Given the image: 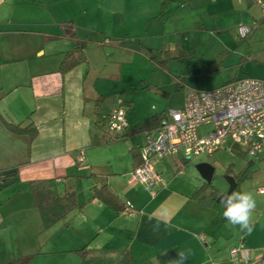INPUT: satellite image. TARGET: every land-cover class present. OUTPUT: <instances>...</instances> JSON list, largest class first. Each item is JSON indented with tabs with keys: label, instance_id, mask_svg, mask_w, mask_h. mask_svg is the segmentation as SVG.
<instances>
[{
	"label": "crops",
	"instance_id": "crops-1",
	"mask_svg": "<svg viewBox=\"0 0 264 264\" xmlns=\"http://www.w3.org/2000/svg\"><path fill=\"white\" fill-rule=\"evenodd\" d=\"M187 1L162 7V0H0V264L27 256L28 264H114L126 251L136 264H170L178 250L189 249L186 264H264V241H247L239 228L232 230L211 186L202 188L206 182L196 175L169 178L172 165L179 170L191 159H154L161 181L149 191L129 181L163 113L184 106L187 88H199L170 64L193 54L175 42L190 25L186 11L176 14ZM78 42L86 44L85 60L62 72ZM156 54L166 59L163 66L151 59ZM156 70L164 72V83L153 80ZM136 91L164 102L141 119L131 117ZM119 107L128 128L112 135L108 115ZM4 121L32 123L37 134L13 133ZM253 159L245 169L249 176ZM38 181H51L59 195L67 188L76 195V206L47 228L32 186ZM102 187L115 195L117 208L95 194ZM260 195L254 214L264 213ZM234 247L248 251L247 263L231 256Z\"/></svg>",
	"mask_w": 264,
	"mask_h": 264
},
{
	"label": "rangeland",
	"instance_id": "rangeland-1",
	"mask_svg": "<svg viewBox=\"0 0 264 264\" xmlns=\"http://www.w3.org/2000/svg\"><path fill=\"white\" fill-rule=\"evenodd\" d=\"M179 5H183V8L176 14L180 15L179 13L186 11L185 13L191 16L190 27L186 25L180 29V41L175 39L174 41L180 42L182 48L193 54L184 59L183 63L173 60L170 64L173 70L186 73L190 85L212 89L226 84L235 76L264 79V21L260 20L264 14L255 2L252 1V5L248 6L246 0H188ZM239 25H247L250 29L244 38L238 34ZM241 56H245L247 61L242 63ZM156 71L152 76L153 80L164 83L165 78L162 74L164 72ZM131 97L135 98L137 104L129 111V115L140 119L152 111L153 104L159 109L164 102L162 97L157 98L150 91H136ZM180 97L181 94L177 96ZM209 129L210 126H204L200 128V132ZM228 144L230 142L226 145ZM200 160L214 167L211 183L221 193L228 191V176L237 179L243 174L241 181L243 192L252 193L256 200L262 197L257 192V187L264 185V157L253 159L254 165L249 168V176L245 169L252 158L239 145L232 146L231 152L222 148L211 156L206 154L193 156L189 163L179 170L172 165L169 178L179 172L180 181L192 179L195 175L201 177L196 167ZM254 222L256 225L253 238L244 232L245 239L257 243L264 241V213H253ZM237 228L239 227L234 226L232 230L236 231Z\"/></svg>",
	"mask_w": 264,
	"mask_h": 264
},
{
	"label": "built area",
	"instance_id": "built-area-1",
	"mask_svg": "<svg viewBox=\"0 0 264 264\" xmlns=\"http://www.w3.org/2000/svg\"><path fill=\"white\" fill-rule=\"evenodd\" d=\"M264 13V0H253ZM238 34L246 37L250 29L239 25ZM210 126L207 131L200 128ZM108 131L118 135L128 128L126 110H112L107 120ZM228 142L230 144L226 145ZM239 145L252 158L264 155V79L243 76L212 89L192 88L186 90L182 108L167 109L160 120L155 137L146 138L140 148V163L130 174V182L154 187L161 181L153 160L165 155H182L184 159L206 154L219 149L232 151ZM77 163L85 161L83 154ZM258 192L264 194V187ZM233 258L240 257L247 263L248 251L234 247Z\"/></svg>",
	"mask_w": 264,
	"mask_h": 264
},
{
	"label": "trees",
	"instance_id": "trees-1",
	"mask_svg": "<svg viewBox=\"0 0 264 264\" xmlns=\"http://www.w3.org/2000/svg\"><path fill=\"white\" fill-rule=\"evenodd\" d=\"M169 0H162L161 5L164 7ZM72 34H74L72 32ZM86 44L83 42H78L74 51L68 53L60 66L62 72H66L75 65L81 63L85 60L84 48ZM161 54V53H159ZM151 59L161 66L164 65L166 59L161 60L159 55H152ZM4 124L8 130L16 134H26L31 139L37 134V128L34 124L29 123L26 126H21L20 124L10 123L4 121ZM138 160L135 162V167L140 163V157L137 156ZM231 169L229 168V172ZM237 185L233 192H240L239 186L241 184L242 178L237 177ZM34 194L37 200V206L40 211V216L44 227H49L56 223L58 220L64 218L75 206H76V195L75 192L66 189L62 195L57 194L55 188H53V183L51 181H38L32 183ZM212 188V194L215 196L220 195L219 189L211 185V182H206L202 188ZM95 194L103 199L108 205L117 208V199L115 195L106 187L100 189H95ZM31 256L23 257L16 261L10 262L8 264H28ZM114 264H136L130 252L126 251Z\"/></svg>",
	"mask_w": 264,
	"mask_h": 264
},
{
	"label": "clouds",
	"instance_id": "clouds-1",
	"mask_svg": "<svg viewBox=\"0 0 264 264\" xmlns=\"http://www.w3.org/2000/svg\"><path fill=\"white\" fill-rule=\"evenodd\" d=\"M150 186L145 184V191H149ZM223 206V217L232 226H238L240 231L251 234L254 231L253 213L256 209V199L250 192H232L225 195L221 200ZM149 222L153 220L152 214H147ZM166 227H174L169 222L165 221ZM159 222L153 227L159 230ZM195 235V234H194ZM191 250H178V259L171 261L170 264H186ZM153 264H159L158 260L153 261Z\"/></svg>",
	"mask_w": 264,
	"mask_h": 264
},
{
	"label": "water",
	"instance_id": "water-1",
	"mask_svg": "<svg viewBox=\"0 0 264 264\" xmlns=\"http://www.w3.org/2000/svg\"><path fill=\"white\" fill-rule=\"evenodd\" d=\"M197 170L200 173L202 179L205 182H210L212 177H213V173H214V167L210 164V163H199L197 166ZM243 176V174L241 175V177ZM228 183H229V188L228 191L226 193H221L217 198H216V202L221 204V200L222 197L228 194H231L233 192V190L235 189L236 185H237V180L235 177L233 176H228L227 177ZM212 198H207L203 201L204 203H208L211 201Z\"/></svg>",
	"mask_w": 264,
	"mask_h": 264
}]
</instances>
